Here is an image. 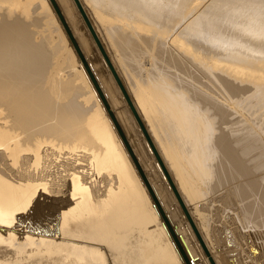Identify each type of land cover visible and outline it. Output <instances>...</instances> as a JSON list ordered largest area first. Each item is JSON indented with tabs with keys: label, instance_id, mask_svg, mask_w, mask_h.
<instances>
[{
	"label": "bare ground",
	"instance_id": "obj_1",
	"mask_svg": "<svg viewBox=\"0 0 264 264\" xmlns=\"http://www.w3.org/2000/svg\"><path fill=\"white\" fill-rule=\"evenodd\" d=\"M57 2L162 204L168 193L164 210L191 263L195 247L207 264H223L196 224L201 217L210 228L201 210L210 199L219 214L236 207L226 219L264 255V0ZM59 21L50 0H0V264L48 239L18 232L53 198L64 199L62 222L100 224L119 209L126 223L118 245L131 240L153 261L183 264ZM102 171L112 184L100 192L89 176ZM174 215L188 222L186 233ZM93 223V232L109 230Z\"/></svg>",
	"mask_w": 264,
	"mask_h": 264
},
{
	"label": "rangeland",
	"instance_id": "obj_2",
	"mask_svg": "<svg viewBox=\"0 0 264 264\" xmlns=\"http://www.w3.org/2000/svg\"><path fill=\"white\" fill-rule=\"evenodd\" d=\"M60 22V21H59ZM60 25H61V23H60ZM61 27H62V25H61ZM62 29H63V27H62ZM63 31H64V29H63ZM64 33H65V31H64ZM65 36H66V38L68 39V42H69V44L71 45V47H72V49H73V52H74V54L76 55V57H77V60H78V62H79V65H81V67H82V70H83V72H85V74H86V76L89 78V76L87 75V73H86V70L84 69V66L82 65V63H81V61H80V59H79V57H78V55H77V53H76V51L74 50V48H73V46H72V44H71V42H70V40H69V38L67 37V35H66V33H65ZM79 42V41H78ZM107 50V49H106ZM107 53H108V55H109V51H107ZM89 55L88 56H90L89 58H90V60H91V58L93 59V60H95L96 58H94V55H93V53H88ZM93 56V57H92ZM110 57H112V54H110L109 55ZM147 59V58H146ZM145 59V60H146ZM147 62H149V59H147L146 60ZM95 62V61H94ZM135 64V63H134ZM119 72V71H118ZM119 74H122V73H119ZM124 74V73H123ZM120 76V75H119ZM124 76L125 75H121V78L123 79V81H125L124 80ZM89 80H90V78H89ZM90 83H91V85H92V82L90 81ZM92 87H93V89H91V91H93L94 92V99L96 100V98H97V101H99V102H101V100H100V98L98 97L99 95H98V93H97V91H96V89H95V87L92 85ZM126 87H128V85H126ZM91 88V87H90ZM89 89V88H88ZM127 90L129 91V89L127 88ZM96 94V95H95ZM97 96V97H96ZM102 106L101 107H103L104 108V106H103V104H102V102L100 103ZM105 109V108H104ZM103 109V110H104ZM105 113H106V115L108 116V118L110 119V117H109V115H108V113H107V111H106V109H105ZM111 120V119H110ZM111 123H112V125L114 126V124H113V122H112V120H111ZM114 128H115V126H114ZM115 130H116V128H115ZM117 131V130H116ZM117 133V132H116ZM118 134V133H117ZM118 137L120 138V136H119V134H118ZM121 139V138H120ZM122 141V140H121ZM123 143V142H122ZM123 145H124V143H123ZM125 146V145H124ZM126 148V147H125ZM127 150V149H126ZM79 162H82L81 160L79 161ZM56 168L58 169L59 167L58 166H56ZM85 168V167H84ZM87 168V167H86ZM59 170V169H58ZM86 171V173L88 174V171L87 170H85ZM103 172V171H102ZM99 174H101L102 175V173H98L97 175H95V174H90V179L92 180V182H94V185H96L98 188H100V192H102L103 191V189H104V187H108V185L109 184H112V178L110 179L109 178V174H107V173H104L103 172V175L101 176V175H99ZM107 174V175H106ZM107 176V177H106ZM93 177H95V181H93L94 180V178ZM96 177H98L97 179H96ZM101 177H104V178H101ZM109 178V179H108ZM90 179H88L89 181H91ZM107 179V180H106ZM87 180V181H88ZM110 182H109V181ZM106 181V182H105ZM101 183L100 185L98 184V183ZM145 184V183H144ZM162 185H163V183H161ZM93 185V186H94ZM99 185V186H98ZM101 186H103V187H101ZM146 186V185H145ZM165 187V186H164ZM163 187V188H164ZM165 189V188H164ZM167 191V190H166ZM165 191V193H167ZM174 191V193H176L175 192V190H173ZM60 194V192H58V195ZM63 194V193H62ZM148 194L150 195V193H149V191H148ZM167 195V196H166ZM176 196H177V193H176ZM60 197V196H59ZM166 197H167V199H166ZM61 198L63 199V196H61ZM150 198H151V196H150ZM168 198H169V196H168V193L167 194H165V202H163V207H164V209L166 210V211H168L169 210V207H170V204H168V202H169V200H168ZM60 198H58V200H59ZM53 200V201H52ZM51 200V202L50 201H48L47 203H45L46 201H44L42 204H41V206H43V205H45L46 206V204H47V208L44 206L43 207V210L41 211V210H39V212L38 213H36V215H35V213L32 215V218H31V216L30 217H28V218H26V219H29L28 221L26 220V219H24L22 222H21V226H22V228H21V226H20V231L18 232V233H20V236L22 237V239H24L25 237L24 236H31L32 235V237L34 236V237H41V240H43V238H44V240H45V238H48V239H46V241H42L40 244H38V250L37 251H35V252H32V253H30V252H28V248H29V245H28V248H25L24 250H23V252L19 255V258L17 259V256H16V259H14V256L13 255H11V256H7V259L9 260H5L4 262H5V264H17V263H21V264H115V263H117V264H119V261L121 260L122 262L120 263V264H129L130 262V264H135L136 263V260H138L139 258L140 259H142V261L141 260H138L137 261V264H138V262H140L139 264H141L142 262V264H166V262H165V260H156V261H153L152 259H150L148 256L149 255H147V254H145L144 255V253H147V252H142V251H144V250H142L141 249V247H140V244H139V247L136 245V243L135 244H133V243H130L131 242V240H128L127 242H129V243H127L128 245H123V246H120V245H118L120 242H119V238H120V236H122V231H124L123 229H120L121 228V226L120 225H122V224H124V223H126V221L125 220H122V219H125V217H122V216H120L121 215V213H120V211H119V209L118 210H116V209H112L111 211H109L108 213H107V215L108 214H111L110 212H114L115 211V213H113V214H111V215H106V216H104V219L105 220H109L108 222L107 221H105L104 220V222L101 220V223L104 225V226H102V224L100 225L99 224V222L100 221H98V223H96L97 221H92L91 219H90V221L89 220H86L85 221V223H87L86 225H87V227H86V225L84 226V224L85 223H83V221H81V220H72L71 221V219H69L68 221H67V219L65 220V218L63 217V219L65 220V222H64V220H63V222H62V215H61V212L62 211H59V210H61V209H58V208H60L61 207V203L63 204V201H64V199H63V201L60 199L58 202H59V204H60V206L58 207V202H56L55 200H54V198ZM151 201H152V199H151ZM53 202H55V203H57L56 205L53 203ZM153 202V201H152ZM49 203V204H48ZM219 204H221V202H218ZM52 204V205H51ZM153 204H154V202H153ZM166 204V205H165ZM215 203H213L212 202V199H210L209 201H207V203H204V205H203V207L201 208V210L203 211V212H205V215L207 216V218L208 219H211V221H210V228H207L206 226H205V221H204V219L203 218H201V217H197L196 219H197V221H196V224L198 225V228L200 229V231H201V233L205 236V238L207 239V241L209 242V245H211L213 242H214V244L213 245H211V246H213V247H211L212 248V251H214L215 252V250H217L215 253H217V255H218V259L220 258V260H221V263H223V264H249L250 262H251V260L252 261H254V262H251L250 264H254L255 262H256V264H264V261L263 262H261L263 259H264V255H262V253L261 252H258V250L256 249H254V246L252 245V244H254L252 241L253 240H249V239H246L245 237H241L240 236V238H238L239 237V234H237L236 235V233L234 232V230H236V224L234 223V221H233V224H231L232 223V219L233 218H231V216L229 217V213H231L234 209H236V207H233L232 209H230L229 207H226L227 208V210H225V209H223V207L221 208V210H220V214H219V209H217V211H215L213 208H212V206L214 205ZM51 207H50V206ZM155 205V204H154ZM224 205V204H223ZM63 206V205H62ZM156 207V206H155ZM174 206H172V208H173ZM231 207V206H230ZM41 208V207H40ZM44 208H46L45 210H44ZM115 208V207H114ZM228 210H230L229 211V213H227L228 212ZM116 211H117V213H118V215L116 214ZM119 211V212H118ZM157 211H158V208H157ZM223 211V212H222ZM225 211V212H224ZM227 211V212H226ZM60 212V213H59ZM233 212H235V211H233ZM40 213V214H39ZM159 213V212H158ZM166 213H168V212H166ZM197 213V212H196ZM221 213H223L225 216V218L224 217H222L223 215L221 214ZM114 214H116V216L114 215ZM182 214V213H181ZM183 215V214H182ZM218 215V216H217ZM34 216H37V217H34ZM112 216H114L113 218L115 219V217L117 218V220H118V218H119V222H121L120 224H119V222L117 221V222H115V223H117V224H115L114 223V221H116V219L114 220V221H110V220H113V218H112ZM161 216V215H160ZM175 217H174V222L177 224V226L179 225L180 226V228L182 229V231L183 232H185V228L183 227L184 225H182V223L183 224H187L188 222H184L183 221V219L180 217L181 215H174ZM38 217H39V219H41V220H39L38 219ZM219 218V220H218V218ZM227 217H229V218H227ZM36 220V221H39V222H36L34 219ZM108 218V219H107ZM112 218V219H111ZM162 218V217H161ZM230 219V221H231V223H230V221L229 220H227V219ZM31 219V220H30ZM121 219V220H120ZM180 219V220H179ZM225 221H227V222H224V220ZM183 222H182V221ZM219 222H221L222 220V222L221 223H219ZM26 221H27V223H26ZM70 221V222H69ZM77 221V222H76ZM35 223L34 225L32 224V223ZM42 222V224H40ZM71 222H72V224L74 225L75 223H79V224H77V225H74V228L72 227L73 225L71 224ZM75 222V223H74ZM89 222V223H88ZM91 222V223H90ZM93 222H95L96 223V225H98L97 227L99 228V227H101L102 229H105L107 226L106 225H108V223L109 222H111L112 224H111V226H110V224H109V227H112V231L110 230L111 228H108L107 227V229H109V230H106V232L105 231H94L93 232V230H92V226L91 225H89V224H94ZM124 222V223H123ZM218 222V224H219V227H218V224H216ZM24 223V224H23ZM37 223V224H36ZM68 223H69V226H70V224H71V226H70V228H69V226H68ZM81 223V224H80ZM228 224L229 226L227 227L226 226V224ZM230 223V224H229ZM62 224V225H61ZM225 224V226L227 227V228H229V229H227V228H225L223 225ZM235 224V226H232V225H234ZM239 224V223H238ZM26 225V226H25ZM27 225H28V227H27ZM30 225V226H29ZM32 225H33V227H35L34 229H32L31 227H32ZM37 225V226H36ZM39 225H40V227H39ZM65 225V226H64ZM95 225V226H96ZM113 225H114V227H113ZM182 225V226H181ZM220 225H222V226H220ZM62 226H64V227H62ZM66 226H67V228H68V230H67V228H66ZM188 226V225H187ZM239 226V225H238ZM36 227H39L40 229H42V230H40L39 228H36ZM117 227V228H116ZM119 227V228H118ZM189 227L191 228H189L190 230H191V232H192V226H190L189 225ZM194 227V226H193ZM28 229V228H31V229H28V230H26V229ZM64 228H66V230H64ZM74 229V230H72V229ZM101 228H99V229H101ZM115 228H116V230H115ZM165 228V227H164ZM221 230H220V229ZM235 228V229H234ZM35 229H38V230H35ZM90 229V230H89ZM101 229V230H102ZM166 229V228H165ZM230 229H233V232H231L230 231ZM31 230V231H30ZM76 230V231H75ZM92 230V232L90 233V231ZM219 230V231H218ZM228 230L230 231V232H228ZM24 231H25V233H24ZM27 231V232H26ZM31 233H30V232ZM35 231H39V232H35ZM41 231V232H40ZM73 232V233H72ZM108 232H109V234L111 235V236H108L109 234H108ZM117 232H118V234H117ZM166 232L168 233V231H167V229H166ZM190 232V233H191ZM21 233H23L24 234V236H23V234L21 235ZM35 233V234H34ZM87 233V234H86ZM95 234V236H94V234ZM186 233V232H185ZM194 233V232H193ZM234 233V234H233ZM27 234V235H26ZM90 234V236H88ZM98 234H100V235H98ZM103 234V236L101 237V235ZM169 234V233H168ZM36 235V236H35ZM113 235V236H112ZM118 235V236H117ZM232 235V238L230 239V236ZM233 235H235V236H233ZM107 236V238H105ZM24 237V238H23ZM33 237V238H34ZM36 237V238H37ZM92 237H94L95 238V240H94V238H92ZM100 237L102 238V239H104V240H102V239H100ZM113 237H115V239L113 238ZM233 237H235V239L233 238ZM236 237H237V241H236ZM92 238V239H91ZM256 238V237H255ZM99 239H100V241L102 240V241H106L107 243H108V245L107 246H105L107 243L106 242H100L99 241ZM108 239H110V240H108ZM117 239V240H116ZM238 239L240 240V242H238ZM244 239H246V240H244ZM254 239V238H253ZM48 240V241H47ZM111 240H112V242H111ZM115 240V241H114ZM232 240H234L235 242H233ZM242 240V241H241ZM247 240H249L250 242H252V243H250L249 241L247 242ZM99 241V242H98ZM117 241V242H116ZM228 241H230V243L228 242ZM73 244H72V243ZM112 244H111V243ZM236 242H238L239 243V245L236 243ZM245 242H247V243H245ZM71 243V244H70ZM74 243H75V245L76 244H78L80 247L78 248L77 246H75L74 245ZM116 243V244H115ZM215 243H216V245H215ZM224 243V244H223ZM235 243V244H234ZM243 243H245V246H242L243 245ZM249 243V244H248ZM46 244H47V246H46ZM226 244L228 245L227 246V248H226ZM233 245V248L234 249H236L235 250V252H233L234 251V249L232 248V245ZM249 245V247H248V245ZM49 245H50V247H51V249H52V251H48V247H49ZM76 247L75 249H77V250H80L81 248H83L84 250L82 251H78V253H77V250L75 251L77 254H79L80 253V257H78V255L76 254V253H74V251L73 250H75V249H73L74 248V246ZM95 245V246H94ZM135 245V246H134ZM220 245V246H219ZM222 245V246H221ZM229 245H230V247H229ZM238 247H237V246ZM128 246V247H127ZM216 248H215V247ZM246 246H247V248H246ZM41 247V248H40ZM91 247L93 248V249H91ZM94 247H95V249H94ZM240 247V248H239ZM96 248H98V249H96ZM122 248V249H121ZM126 248V249H125ZM137 248V249H136ZM213 248H214V250H213ZM231 248H232V250H231ZM238 248H239V250H238ZM244 248V249H243ZM249 248H250V250H249ZM54 249V250H53ZM72 249V250H71ZM92 250V252L94 251V252H96V250H97V254H100V255H97L96 254V256L97 257H102V258H104V260L106 261L105 263H104V261L103 260H101L102 258H100V259H96V256L95 257H93L94 256V254L91 252V250ZM101 249V250H100ZM104 249H105V251L108 249V251L107 252H103L104 251ZM120 251H119V250ZM138 249H139V251H138ZM141 249V250H140ZM245 249H247V250H245ZM129 250V251H128ZM194 250H195V252H194V254H197V260H196V264H207V260H208V257L207 258H204L203 257V255H204V252L202 251V248H200L199 249V251L200 252H198V251H196V248L194 247ZM231 250V251H230ZM240 250H243V252H241ZM26 251V252H25ZM41 251H42V253H41ZM71 251V252H70ZM100 251H102V252H100ZM111 251V252H110ZM141 251V256H143L144 255V259H143V257H140V254H139V252ZM239 253V254H237V252ZM248 252V254H247V252ZM44 252V253H43ZM75 254V256L74 255H72L73 253ZM84 252V253H83ZM88 252H90V253H92L91 255L90 254H88ZM108 252H110L109 254H111L110 255V257L108 256H106L107 254H108ZM128 252V253H127ZM131 252V253H130ZM203 252V253H202ZM245 252V253H244ZM251 252H253V254L251 253ZM84 254V255H82L83 256V259H81L82 258V256H81V254ZM85 253H86V255H85ZM104 254V255H102V254ZM121 253V254H120ZM219 253V254H218ZM27 254V255H26ZM106 254V255H105ZM116 254H117V256H116ZM132 254L135 256H132ZM201 254H203V255H201ZM247 254V255H246ZM253 255V257H252V255ZM90 255V256H89ZM112 255H115V257L114 256H112ZM13 256V257H12ZM23 256H25V257H27V259L24 257V259H23ZM40 256V257H39ZM106 256V257H105ZM120 256H122V258H124V259H122ZM242 256V257H241ZM248 256V257H247ZM249 256H251V257H249ZM259 256V257H258ZM262 256V257H261ZM13 258V260L11 259V258ZM120 257V258H119ZM127 259H126V258ZM128 257H131V259H129ZM133 257V258H132ZM181 257V256H180ZM255 257H256V259H255ZM257 257H258V259H259V261H257L258 259H257ZM95 258V259H94ZM108 259V261L106 260V259ZM113 260V262L111 261V259ZM147 258V259H146ZM249 258V259H248ZM262 258V259H261ZM11 259V260H10ZM20 259V260H19ZM35 259V260H34ZM41 259V260H40ZM80 259V260H79ZM117 261H116V260ZM129 259V260H128ZM182 259V258H181ZM243 259V260H242ZM30 260H33V261H31L30 262ZM40 262H39V261ZM109 260H110V262H109ZM126 260H127V262H126ZM131 260V261H130ZM145 260V261H144ZM147 260V261H146ZM150 260V261H149ZM152 260V261H151ZM249 260V261H248ZM24 261L25 263H22V262ZM34 261H37V263L36 262H34ZM115 261V262H114ZM123 261H125V262H123ZM133 261V262H132ZM149 261V262H148ZM183 261V260H182ZM243 261H245V262H243ZM109 262V263H108ZM135 262V263H134ZM230 262V263H229ZM248 262V263H247ZM183 264H184V262H183Z\"/></svg>",
	"mask_w": 264,
	"mask_h": 264
},
{
	"label": "water",
	"instance_id": "obj_3",
	"mask_svg": "<svg viewBox=\"0 0 264 264\" xmlns=\"http://www.w3.org/2000/svg\"><path fill=\"white\" fill-rule=\"evenodd\" d=\"M50 3L52 4L58 19L60 20V23L67 35V37L69 38L74 50L76 51L82 65L84 66L93 86L95 87L104 107L106 108L111 120L113 121L121 139L123 140L125 146L128 149V152L130 153L134 164L143 180V182L146 184L150 195L152 196V199L154 201L155 206L158 208V211L161 215V217L163 218L164 224L166 226V229L172 239V241L174 242L175 246L178 249V252L184 262V264H192L191 260L189 258V256L187 255V252L185 251L176 231L175 228L173 227V225L171 224V222L169 221V218L164 210V207L162 205V203L160 202V199L158 198L154 187L152 185V183L150 182L146 172L144 171V168L142 167L138 157L136 156L123 128L122 125L120 124V121L116 115V113L114 112L112 106L110 105V102L106 96V94L104 93V90L102 88V86L100 85V82L98 81V78L95 74V72L93 71L90 62L88 61V58L86 57L84 51L82 50V47L80 46V43L78 42V39L76 38V35L74 34V31L72 30V27L70 26V24L68 23V20L66 19L63 11L61 10L57 0H50Z\"/></svg>",
	"mask_w": 264,
	"mask_h": 264
}]
</instances>
